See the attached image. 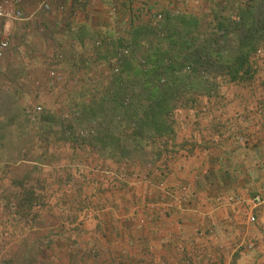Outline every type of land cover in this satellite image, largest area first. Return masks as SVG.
I'll return each instance as SVG.
<instances>
[{
    "label": "crops",
    "instance_id": "crops-1",
    "mask_svg": "<svg viewBox=\"0 0 264 264\" xmlns=\"http://www.w3.org/2000/svg\"><path fill=\"white\" fill-rule=\"evenodd\" d=\"M130 3L135 5L136 30L146 23L141 16L146 9L172 8L179 17L167 22V30L174 35L194 34L195 38L201 32L208 33L211 16H218L220 7L219 0H123L117 7L124 13L130 10ZM84 6L79 23L73 18L64 23L57 16L62 20L59 21L37 5L25 7L24 19L0 21V33L10 38L11 45L18 30L10 25L23 22L20 33H25L27 44H19L8 54L15 53L14 58L24 64L54 62L50 56L56 53L77 55L78 44L90 46L99 31L121 19L110 16L107 0H88ZM241 15L247 24H264V0H252L250 6L241 8ZM228 32V43L243 36L242 31L233 28ZM19 38L23 40L21 35ZM257 45L264 50V41ZM233 49L237 52V48ZM250 62L246 70H252L251 76L235 82L222 77L213 92L203 93L209 96L200 98L196 94L192 102L186 100L189 104L177 111L179 128L173 130V143L162 148L167 146V154L177 152L172 158L153 152V159L150 155L135 159L129 162L128 173L136 174L135 183L129 176V180L116 181L114 188L109 189L105 179V190L91 192L100 198L97 202L88 196V207L98 212L95 221L84 227L87 237L71 242L76 250L69 256L72 262L264 264V206L254 208L251 201L257 195L264 196V60ZM222 82L225 87H221ZM200 109L202 117L192 118V112L199 113ZM237 111L244 112L243 122L234 118ZM182 123L184 128L180 127ZM238 136H247L249 142H238ZM156 150L160 151L157 147ZM158 164L164 167L162 180L168 196L157 186L162 177L155 169H148ZM140 176L148 179L141 180ZM92 182L82 189L93 188ZM54 192L61 197V191ZM251 216L254 222L250 221Z\"/></svg>",
    "mask_w": 264,
    "mask_h": 264
},
{
    "label": "rangeland",
    "instance_id": "rangeland-1",
    "mask_svg": "<svg viewBox=\"0 0 264 264\" xmlns=\"http://www.w3.org/2000/svg\"><path fill=\"white\" fill-rule=\"evenodd\" d=\"M178 17L179 14L170 20ZM170 20L160 31L148 22L138 30L133 27L123 30L122 46L129 53L116 75L111 70L114 54L109 49L96 51L91 43L87 47L78 44L79 53L74 49L77 55L63 54L62 61L24 64L14 58L15 53L8 54L19 44H27L25 33H20L23 22L10 25L18 32L0 58V264H82L72 262L69 256L76 254L71 242L87 237L84 227L95 221L98 212L88 207V196H92L93 190L98 193L105 190V179L109 189L114 188L116 181L127 180L129 176L135 183L136 174L128 175L129 162L118 163L115 157L123 153L121 150H127L135 162L153 152L158 154L156 147L163 158H172L177 153L167 154V146L162 149L163 144L173 143V130L178 127L177 111L192 102L196 94L200 98L209 96L203 93L213 92L222 77L211 84V75L201 72L204 76L200 79V75L190 74L187 69L180 70L184 58L190 56L193 44L199 43V39L194 34H171L167 30ZM253 25L264 28L261 22ZM226 43L225 48L229 47L224 50L231 58L236 53L233 48H238L237 40L233 38ZM220 48L217 41L209 51L215 53ZM258 48L264 53L261 47L255 50ZM253 53L252 62L255 61ZM50 58L55 60L56 55ZM53 66L63 76L61 82L49 76ZM158 80L169 84V93L177 98L175 107L169 104L168 115L158 118L165 120L163 124L169 125L172 131L152 139L153 128L145 127V137L139 139L135 137V129L142 122L141 116L150 101L157 98L153 89ZM222 85L225 87L223 82ZM200 113L201 109L199 113L193 111L192 118L202 117ZM180 127L184 128V123ZM244 137L247 136H238L236 140L243 143ZM117 142L121 143L118 151ZM148 169L152 172L155 169L163 182L162 164ZM70 170L74 173H69ZM94 176H98L97 183ZM91 179L93 182L88 181ZM57 181H61L59 185ZM87 182H92L93 188L82 189ZM73 188L74 193L70 191ZM54 191H61V197ZM92 197L99 202V196Z\"/></svg>",
    "mask_w": 264,
    "mask_h": 264
},
{
    "label": "built area",
    "instance_id": "built-area-1",
    "mask_svg": "<svg viewBox=\"0 0 264 264\" xmlns=\"http://www.w3.org/2000/svg\"><path fill=\"white\" fill-rule=\"evenodd\" d=\"M87 1L88 0H0V21L24 19L26 16L25 7L37 5L40 6L42 12L54 15L59 21L63 20L65 23L68 18H73L75 21L78 20L79 23L82 13L81 10H83V7H85L84 5ZM119 1L123 0H107V7L110 16H120L121 18L115 23V25L107 29L112 32V35L105 34V36L102 37H95L93 42H91L95 50H115V61L111 66V70L115 75L119 74L124 61H126L128 58L127 54L129 53L128 49L124 48V46L115 48V45L121 39V37L123 38V30L125 28H131L135 26V20L137 19V14H135V5L130 3V10L124 12V14L121 12V10L119 11V8L117 7ZM219 1V14L218 16H211L213 20L210 22V26L208 27V34L214 36L217 39L219 46L222 47L225 44L224 41L228 36V31L230 30L229 28L227 29V25L230 24L233 26L234 24H241V8L250 6L252 0ZM195 3L198 5L199 2L196 1ZM177 15L178 13L174 9L166 8L160 11L146 9L144 14L141 16L144 18L145 22H148L153 28L160 31L163 29L167 20L173 19ZM57 16L61 17L62 20ZM78 23L75 25L77 26ZM222 24H224V26ZM200 37H204L203 32H201ZM10 45V38L7 35L0 33V58L5 55ZM253 54V60H264V53L260 48L255 50ZM63 57L64 55L62 53H56L55 61H62ZM187 70L189 71L190 68L188 67ZM48 74L53 80L57 82H61L63 80V76L54 67L50 68ZM159 83L164 84L165 82L164 80H161ZM234 116L239 120H244L245 118L244 112H236ZM241 141L246 142L247 138L244 137L241 139ZM157 186L164 191L166 196H168L164 182L157 183ZM251 201L254 208L264 206V196L257 195L253 197ZM250 221L254 222L255 218L251 216Z\"/></svg>",
    "mask_w": 264,
    "mask_h": 264
},
{
    "label": "trees",
    "instance_id": "trees-1",
    "mask_svg": "<svg viewBox=\"0 0 264 264\" xmlns=\"http://www.w3.org/2000/svg\"><path fill=\"white\" fill-rule=\"evenodd\" d=\"M222 25L224 26V24ZM137 26L135 25L133 26V28H136ZM230 26L231 25L229 24L227 29ZM232 28L234 30L236 29L237 31L238 30L242 31L243 36H241L242 38L240 40L239 39L237 40V45H238L237 52L233 53V56L231 58L227 56V53L224 50L226 49L227 51V48L229 47L228 46L225 48V46L228 45L226 43L227 42L226 39L224 41L225 44L220 49H217L215 53H211L209 49L212 47L213 44L217 42V39L213 37L211 34H209L208 36V33H205L204 34L205 38L196 36V38L199 39L198 40L199 43L197 42V44H193L194 46L192 50H190L191 52L190 56H187L186 58H184V62L182 63V67H180V70H182L183 68L185 70L189 67L190 70L189 71L187 70V72H189L190 74H196L197 76V75H200V73L202 72L204 75H207V74L211 75L210 78L212 81L213 80L216 81L218 77L228 78L231 82L240 80L243 77L248 78L249 77L248 75L251 73H249L250 70H246V68L249 67V61L251 60L250 55L257 48L258 46L257 44L260 41L264 40V28H256L254 27L252 23L247 24L246 21L245 22L241 21V24H234ZM106 30L98 32L95 37H102V36H105V34L112 35V32L110 30H107V31ZM135 33H136L135 36L138 37L139 36L138 31H136ZM94 39L95 38H93L91 42H93ZM122 44H123V41H121L120 39L115 45V48L122 47ZM109 51L112 56L113 54L115 56L114 49H109ZM213 54H215V57ZM214 58H217L218 60L216 61L214 60ZM243 71L249 74H246ZM204 75H200V79H201V76H204ZM207 81L210 82L209 80ZM214 81L211 84H213ZM158 84L159 83H156L155 88L153 89L154 92L156 93L155 98L156 97L157 98L154 101H150V106L147 108V110L149 109L150 111L146 110V112L141 116L143 117L142 122H140L138 127L135 129V133H134L135 137H139V139H142L143 137H145V133L147 130L146 128H153L154 135L151 136L152 139L166 134L167 131L169 130L172 131L169 125L166 124L165 126L163 124L165 120H158V118H161V117L164 118L165 115H168L169 104L173 103V106L175 107L177 98L175 97V95L169 93L168 91V87L170 86L169 84H166V83L162 85L161 84L158 85ZM160 124H163V125H160ZM89 142L90 144H92L91 141ZM119 145H121L120 142H117L115 144V148L117 149V151L120 147ZM164 145L165 144H163V146ZM121 151L123 153L120 154L118 157H115V161L118 163L132 162L131 153L127 150L126 151L121 150ZM158 154H161V151H159Z\"/></svg>",
    "mask_w": 264,
    "mask_h": 264
}]
</instances>
